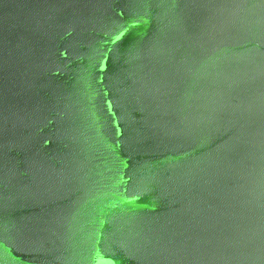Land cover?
Masks as SVG:
<instances>
[{"label":"water","instance_id":"1","mask_svg":"<svg viewBox=\"0 0 264 264\" xmlns=\"http://www.w3.org/2000/svg\"><path fill=\"white\" fill-rule=\"evenodd\" d=\"M0 264H264V0H0Z\"/></svg>","mask_w":264,"mask_h":264},{"label":"snow or ice","instance_id":"2","mask_svg":"<svg viewBox=\"0 0 264 264\" xmlns=\"http://www.w3.org/2000/svg\"><path fill=\"white\" fill-rule=\"evenodd\" d=\"M121 36H123V33H121ZM121 37H117V40H119Z\"/></svg>","mask_w":264,"mask_h":264}]
</instances>
